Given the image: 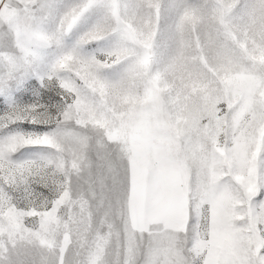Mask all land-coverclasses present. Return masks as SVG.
Listing matches in <instances>:
<instances>
[{"label":"snow or ice","instance_id":"obj_1","mask_svg":"<svg viewBox=\"0 0 264 264\" xmlns=\"http://www.w3.org/2000/svg\"><path fill=\"white\" fill-rule=\"evenodd\" d=\"M0 112V264H264V0H0Z\"/></svg>","mask_w":264,"mask_h":264},{"label":"rangeland","instance_id":"obj_2","mask_svg":"<svg viewBox=\"0 0 264 264\" xmlns=\"http://www.w3.org/2000/svg\"><path fill=\"white\" fill-rule=\"evenodd\" d=\"M6 109H7V105H5V110ZM0 114H3V113L0 112ZM21 127L24 128L25 130H28V131L34 130V126H31V125H22ZM35 130H41V129H35ZM35 151H36L35 149H24L23 150L25 156H29L32 153H34Z\"/></svg>","mask_w":264,"mask_h":264}]
</instances>
